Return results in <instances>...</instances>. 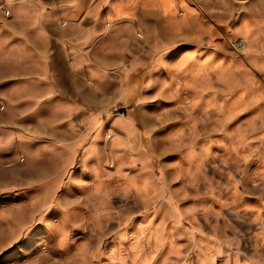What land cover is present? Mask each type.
I'll return each instance as SVG.
<instances>
[{
	"label": "rangeland",
	"instance_id": "rangeland-1",
	"mask_svg": "<svg viewBox=\"0 0 264 264\" xmlns=\"http://www.w3.org/2000/svg\"><path fill=\"white\" fill-rule=\"evenodd\" d=\"M0 264H264V0H0Z\"/></svg>",
	"mask_w": 264,
	"mask_h": 264
},
{
	"label": "bare ground",
	"instance_id": "bare-ground-1",
	"mask_svg": "<svg viewBox=\"0 0 264 264\" xmlns=\"http://www.w3.org/2000/svg\"><path fill=\"white\" fill-rule=\"evenodd\" d=\"M125 9V8H124Z\"/></svg>",
	"mask_w": 264,
	"mask_h": 264
},
{
	"label": "crops",
	"instance_id": "crops-1",
	"mask_svg": "<svg viewBox=\"0 0 264 264\" xmlns=\"http://www.w3.org/2000/svg\"><path fill=\"white\" fill-rule=\"evenodd\" d=\"M14 90V89H13Z\"/></svg>",
	"mask_w": 264,
	"mask_h": 264
}]
</instances>
